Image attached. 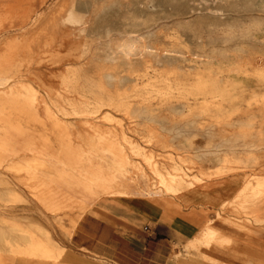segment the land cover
I'll return each mask as SVG.
<instances>
[{"label":"rangeland","instance_id":"374dc122","mask_svg":"<svg viewBox=\"0 0 264 264\" xmlns=\"http://www.w3.org/2000/svg\"><path fill=\"white\" fill-rule=\"evenodd\" d=\"M110 1L0 0V264H113L69 242L87 214L132 221L127 200L197 225L169 264H264V0H155L152 52L124 67L102 64L101 34L142 30L149 0L97 18Z\"/></svg>","mask_w":264,"mask_h":264},{"label":"crops","instance_id":"0c3cea01","mask_svg":"<svg viewBox=\"0 0 264 264\" xmlns=\"http://www.w3.org/2000/svg\"><path fill=\"white\" fill-rule=\"evenodd\" d=\"M121 205L132 221L87 214L76 226L69 246L113 264H169L174 245L192 238L197 229L196 224L170 217L150 201L127 200Z\"/></svg>","mask_w":264,"mask_h":264},{"label":"bare ground","instance_id":"6f19581e","mask_svg":"<svg viewBox=\"0 0 264 264\" xmlns=\"http://www.w3.org/2000/svg\"><path fill=\"white\" fill-rule=\"evenodd\" d=\"M99 1V0H98ZM112 1V2H111ZM109 3L110 4H108L107 5V3H106V6H102L99 10H98V16H97V18L100 16V14L103 12V11H112V10H114L115 8H117V6H119L118 5V2L117 1H115V0H111ZM120 2V1H119ZM142 4V3H141ZM146 5V4H145ZM157 9H158V6L156 5V3H155V0H149V2H148V4L144 7V10H142V18H143V16H146L145 17V24H144V26H143V28H142V30H139V29H137V31L136 30H132V31H124L123 30V32H119V31H116V27H115V29H113L112 27H114V25L112 26L111 24H110V27L111 28H109V27H107V28H104V31H103V33L101 34V39L103 40V41H100L101 43H102V47H101V49L99 50L100 51V54H98V56H100V60H101V62H102V64H103V62L104 63H110V64H114L115 65V63H120L121 62V65H122V63H123V66L122 67H124V63H129V59L130 58H134V56L135 55H137V53L138 52H140V51H143V53H144V51H151L152 52V50H151V47L149 46V42H151L154 38H155V35H154V33H153V30H155L154 29V26H156L157 27V25H155V22H154V18H156L155 17V14H156V11H157ZM104 13V12H103ZM109 13V12H108ZM112 16V15H111ZM101 17V16H100ZM139 17H140V14H139ZM138 17V18H139ZM103 18V17H102ZM102 18L100 19V21L97 19V20H95V22H94V24H93V26L91 27V28H89L91 31H90V35H93V37L94 36H99V30H100V32H101V26H97L98 24L100 25V23H98V21L99 22H101V20H102ZM113 18V17H112ZM128 18V17H127ZM105 19V18H104ZM111 19V18H110ZM110 19H109V21H110ZM124 19V18H123ZM126 19V18H125ZM157 19V18H156ZM155 19V20H156ZM113 20H114V22H112L113 24H115V19L113 18ZM137 20V19H136ZM139 20H140V18H139ZM103 21V20H102ZM106 21V20H105ZM105 21H103V22H105ZM117 21H118V19H117ZM117 21H116V23H117ZM143 21H144V19H143ZM157 21H159V19L157 20ZM65 24H71V25H75V26H77V25H81V26H83V24H82V17H80L79 16V14H77L73 9L72 10H70L69 12H68V14H67V16H66V18H65ZM93 22V21H92ZM128 22V21H127ZM126 22V23H127ZM134 22H135V20H134ZM108 23V22H107ZM140 23V22H139ZM104 24V23H103ZM106 24V23H105ZM129 24H130V22H129ZM137 24V23H136ZM141 24V23H140ZM91 25V24H90ZM90 25H88L89 27H90ZM108 25V24H107ZM106 25V26H107ZM120 25V24H119ZM131 25V24H130ZM135 25V24H134ZM87 25H84V29H85V31L87 32V28H88V26L86 27ZM105 26V27H106ZM117 26V25H116ZM123 26V25H122ZM127 26V25H126ZM139 26V25H138ZM141 26V25H140ZM104 27V26H103ZM120 27V26H119ZM132 28H134L133 27V25L131 26ZM123 28H124V26H123ZM140 28V29H141ZM121 29V28H120ZM126 29V28H125ZM83 30V29H82ZM118 30V29H117ZM131 30V29H130ZM155 32V31H154ZM89 33V32H88ZM89 35V34H88ZM89 35V36H90ZM157 35V34H156ZM160 36V35H159ZM162 36V35H161ZM160 36V37H161ZM88 37V36H87ZM98 38V37H97ZM96 38V39H97ZM163 38V37H162ZM161 38V39H162ZM86 40H87V38H85ZM100 39V38H99ZM89 40V39H88ZM156 40H158V39H156ZM160 40V39H159ZM95 41V40H94ZM93 41V42H94ZM97 41H98V39H97ZM155 41V40H154ZM153 41V42H154ZM161 41V40H160ZM160 41H158L159 42V44H161L163 41H161V43H160ZM195 41V40H194ZM86 42V41H85ZM157 42V41H156ZM158 42H157V44H158ZM95 43V42H94ZM100 43V44H101ZM166 43V42H165ZM194 43V42H193ZM96 44V43H95ZM99 44V45H100ZM154 44H156V43H154ZM163 45H164V43H162ZM197 44V43H196ZM151 45H152V43H151ZM169 45V43L167 44V46ZM176 45H178V44H176ZM153 46V45H152ZM155 46V45H154ZM166 46V47H167ZM172 46V45H171ZM189 46H191V44L189 45ZM194 46V45H193ZM192 46V47H193ZM191 47V48H192ZM84 48V47H83ZM87 48V47H86ZM167 48H170V47H167ZM91 49V48H90ZM175 49V48H174ZM95 50H97V49H95ZM94 50V51H95ZM170 50V49H169ZM93 51V52H94ZM98 51V50H97ZM155 51V50H154ZM181 51V50H180ZM92 52V53H93ZM96 52V51H95ZM156 53H158L159 51H155ZM154 52V53H155ZM165 52V54H166V51H164ZM197 52V51H196ZM168 54L170 53V52H167ZM184 53V52H183ZM164 54V53H163ZM172 54V53H171ZM170 54V56H173V55H171ZM191 54V53H190ZM88 55V54H87ZM94 55L95 54H93V56L92 55H90V56H92V57H94ZM140 55H141V53H140ZM162 55V54H161ZM179 55V54H178ZM195 55V54H194ZM90 56H88V57H90ZM156 56V55H155ZM167 56V55H166ZM175 56H177V54L175 55ZM180 56V55H179ZM182 56H184V55H182ZM205 56V55H204ZM137 57V56H136ZM138 57H140L139 56V54H138ZM185 57V56H184ZM198 57H200V56H197V59H198ZM95 58V57H94ZM176 58V57H175ZM82 59H84L83 57H82ZM89 59H91V58H89ZM135 59V58H134ZM144 59H146V58H144ZM144 59H143V61H144ZM164 59V58H163ZM162 59V60H163ZM182 59V58H181ZM202 59V58H201ZM205 59V58H204ZM86 60H87V58H86ZM129 60V61H128ZM167 60V59H166ZM207 60V59H206ZM84 61V60H83ZM89 60H87V62H88ZM91 61H93L92 59L90 60V63H92ZM95 61V60H94ZM99 61V60H98ZM126 61H128V62H126ZM136 61H138V60H136ZM152 61V60H151ZM183 61H184V59H183ZM187 61V60H186ZM192 61H194V60H192ZM202 61H204V60H202ZM207 61H210V60H207ZM214 61V60H213ZM218 61V60H217ZM96 62V61H95ZM100 62V61H99ZM182 62V61H181ZM180 62V63H181ZM145 63H146V61H145ZM152 63V62H151ZM202 63V62H201ZM89 64V63H88ZM131 64H132V62H131ZM135 64V63H134ZM140 64H142V63H140ZM153 64V63H152ZM182 64V63H181ZM181 64H179V66L181 65ZM105 66H107L106 64H104ZM120 65V66H121ZM146 65V64H145ZM154 65V64H153ZM192 65V64H191ZM202 65V64H201ZM206 65V64H205ZM209 65V64H208ZM216 65V64H215ZM88 66H90V65H87V67ZM103 66V65H102ZM105 66H103V69H104V67ZM108 66H110L109 64H108ZM107 66V68H109ZM119 66V67H120ZM137 66V65H136ZM91 67V66H90ZM89 67V68H90ZM93 67H96V66H93ZM111 67V66H110ZM117 67H118V65H117ZM118 67V68H119ZM183 67V66H182ZM194 67V66H193ZM211 67V66H210ZM106 68V69H107ZM111 68H113V67H111ZM118 68H116L117 70H119ZM127 68V67H126ZM179 68V67H178ZM181 68V67H180ZM135 69H138V68H135ZM162 69V68H161ZM185 69V68H184ZM86 70H89V69H87L86 68ZM90 70H91V68H90ZM105 70V69H104ZM129 70V69H128ZM128 70H126V71H128ZM92 71V70H91ZM91 71H90V73L89 74H91ZM120 71V70H119ZM122 71V70H121ZM120 71V72H121ZM135 71V70H134ZM179 71V70H178ZM85 72H89V71H85ZM93 72V71H92ZM105 72V71H104ZM117 71H115V73H116ZM120 72H118V73H116L117 75L120 73ZM125 72V71H124ZM181 72H184V71H181ZM209 72V71H208ZM97 73V72H96ZM98 73H100V72H98ZM101 73H103V72H101ZM108 73V72H107ZM123 73V72H122ZM83 74V73H82ZM89 74H87L90 78L91 77H93L92 76V74L91 75H89ZM113 74V73H112ZM180 74V73H179ZM183 74V73H182ZM94 75V74H93ZM82 76V75H81ZM123 76V75H122ZM94 77H95V75H94ZM179 77V76H178ZM116 78H118V77H116ZM116 78H115V76H113V75H110V74H108V75H105V81L109 84V86L110 85H113L115 82H116ZM174 78V77H173ZM181 78V77H180ZM222 78V77H221ZM80 79H82V77L80 78ZM94 81H97V80H95L94 78H92ZM125 79V78H124ZM90 81H91V79H89ZM83 81H85L84 79H83ZM82 81V82H83ZM219 81V80H218ZM81 82V81H80ZM81 82V83H82ZM87 82H88V80H87ZM85 83V82H84ZM94 83H96V82H94ZM98 83V82H97ZM218 83V82H217ZM223 83V82H222ZM88 84H91V83H88ZM224 84V83H223ZM87 86V85H86ZM90 86V85H89ZM97 86H98V84H97ZM128 86V85H127ZM218 86V85H217ZM129 87V86H128ZM91 88V87H90ZM94 88V86L92 87V89ZM110 88V87H109ZM94 89H97V88H94ZM93 89V90H94ZM113 91H114V89H112ZM112 91V92H113ZM99 92V91H98ZM101 92V91H100ZM103 93V92H102ZM114 95V94H113ZM208 96V95H207ZM109 97H111V96H109ZM111 99H113V98H111ZM186 104V103H185ZM139 106V105H138ZM144 106V105H143ZM147 106V105H146ZM140 107H142V106H140ZM149 107V106H148ZM149 108H151V107H149ZM160 109V108H159ZM152 112V111H151ZM153 113V112H152ZM132 116H133V118L134 119H137V120H139V122H142V123H147V124H151V126H152V124L153 125H156V124H160V121L154 116V115H152V114H150L147 110H145V109H142V110H133L132 111ZM132 117L130 118V119H133ZM133 119V120H134ZM191 120V119H190ZM190 120H188V121H190ZM185 121V120H184ZM133 122V121H132ZM187 122V121H186ZM182 123H185V122H183L182 121ZM179 124V123H178ZM141 125H143V124H141ZM145 125V124H144ZM137 127V126H136ZM139 127H141V126H139ZM180 135V133H177L176 134V136H175V138L176 137H178ZM172 136V135H171ZM185 137V136H184ZM207 138V137H206ZM226 139V138H225ZM232 141V140H231ZM238 141V140H237ZM232 142H234V140L232 141ZM231 143V142H230ZM231 145V144H230ZM236 145H238V144H236ZM233 146V145H232ZM235 146V145H234ZM213 147V146H212ZM221 149H224V148H221ZM235 149V148H234ZM239 149V148H238ZM242 149V148H241ZM207 151V150H206ZM262 151V150H261ZM260 151V152H261ZM198 152V151H197ZM259 152V153H260ZM194 153H196V152H194ZM217 152L216 151H209V152H199V153H197L196 154V156H195V159H198V160H202V159H204V158H208L210 155H213V154H216ZM226 153V152H225ZM250 153V152H249ZM253 153H255V152H253ZM191 154V153H190ZM223 154V153H222ZM233 154V153H232ZM193 155V154H192ZM255 155H257V154H255ZM220 157V156H219ZM115 179V178H114ZM116 182V181H115ZM118 182H120V181H118ZM120 184H123L122 182L120 183ZM115 185V184H114ZM115 192H116V194L118 195V194H122V193H124V192H126L127 191V194L128 195H130L131 193H133V191L134 190H132V188H130L128 185H127V187L125 186V185H120V186H116L114 189H113ZM135 192V191H134ZM253 218V217H252ZM223 221L225 222V220L224 219H220L218 222H219V224L221 223V224H224L223 223ZM256 221H258V222H260V218L258 217V220L256 219ZM226 223V222H225ZM215 225V224H214ZM220 226V225H219ZM214 227H216V226H214ZM212 229V228H211ZM217 229V228H216ZM7 234H6V232H4V231H1L0 230V238L3 236H6Z\"/></svg>","mask_w":264,"mask_h":264}]
</instances>
